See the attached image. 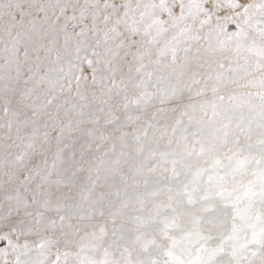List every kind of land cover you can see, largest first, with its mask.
I'll return each mask as SVG.
<instances>
[{
  "label": "snow or ice",
  "instance_id": "obj_1",
  "mask_svg": "<svg viewBox=\"0 0 264 264\" xmlns=\"http://www.w3.org/2000/svg\"><path fill=\"white\" fill-rule=\"evenodd\" d=\"M0 264H264V0H0Z\"/></svg>",
  "mask_w": 264,
  "mask_h": 264
}]
</instances>
